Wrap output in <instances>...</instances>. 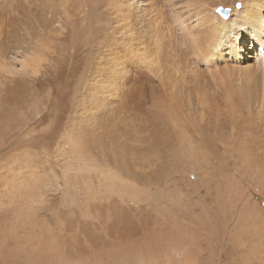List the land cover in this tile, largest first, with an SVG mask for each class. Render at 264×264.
Here are the masks:
<instances>
[{
    "label": "rangeland",
    "instance_id": "rangeland-1",
    "mask_svg": "<svg viewBox=\"0 0 264 264\" xmlns=\"http://www.w3.org/2000/svg\"><path fill=\"white\" fill-rule=\"evenodd\" d=\"M1 1L0 264H264L261 69L240 65L209 80L190 50L176 62L164 56L171 47L159 0L156 54L166 79L138 59L118 92L113 69H100L110 51L128 46L115 42L111 0H49L45 9L44 0H27L29 13ZM182 1L186 14L234 8L233 0ZM54 6L79 14L46 33ZM147 21L143 32L152 34ZM105 93L113 113L100 102ZM200 126L213 131L199 136ZM170 130L171 140L156 138Z\"/></svg>",
    "mask_w": 264,
    "mask_h": 264
},
{
    "label": "bare ground",
    "instance_id": "bare-ground-1",
    "mask_svg": "<svg viewBox=\"0 0 264 264\" xmlns=\"http://www.w3.org/2000/svg\"><path fill=\"white\" fill-rule=\"evenodd\" d=\"M111 1L113 2L112 5L115 7V10H116L115 17L114 16L112 17L114 20L111 21L113 25L114 24L116 25L114 27L115 42H118L122 47L124 46V44L126 42L128 44V46H127V48L123 47L124 49H121L117 52L116 51L114 52L113 50L110 51V53L112 55L114 53H116V54H114L115 56H111V62L110 63L101 62L100 69L102 68V65H104V67H103L104 69H105V67H108L109 69H113V71H110V73H111L112 77L116 80V84H118V86H116V89L118 90V92H121L122 83H123V82H119V81L120 80L123 81L124 79L127 78L128 71L131 68H133L132 64H138L137 68L140 67V65L137 61L138 59L140 61L144 60L145 62H147L149 65L144 64V66H146V68H148V66H149V69L154 70L153 73H155V74L157 73L159 75L158 79H161V81L165 80L166 74H164L163 69H162V67H163L162 63L160 61H158V54H156V51H158L160 49V47H159L160 36L155 31L156 24L159 21H161V18L159 17L158 11L156 9L157 5L160 4V1L159 0H120L119 2H116V0H111ZM162 1H163L162 7L164 6V10H163V19H164V24H165L164 34H165L166 41L168 40L167 41L168 47H171L170 49H167V47H166L164 56H167L170 53L171 58H173V62H176L177 60L178 61L182 60V58H181L182 50H184V52L186 49L190 50L192 58L199 62L198 67H200V65L203 67L205 66L204 67L205 69H203L204 72H205V70H209V72H210L208 75L209 80H210V78L212 80H214V79L217 80L219 77H221L222 79H225L229 72H232L234 70V68H238L240 65L241 66L243 65V68L245 70H248V67H251L252 65H256V67L257 68L259 67L261 69V71L264 73V67L261 66V63L263 64L264 60L262 59V56L257 51L261 46L264 47V0H233L232 6H234V8L232 10L230 18H227V19H225L223 16L221 17L218 15H215L213 10L209 9L208 7L201 9L196 14H194L195 12H193L191 14H186L183 10V6H182L183 1L182 0H162ZM240 1H241L242 5L241 6L236 5ZM26 2H27V0H24V1L23 0H16V4H18V8H21L23 11L26 10L27 13L33 12L34 9L24 7L26 5ZM133 2L135 3L134 6H133ZM136 2H137V4H136ZM222 2L228 3L227 0H223ZM82 3L86 4V2H83V1H82ZM30 4H33L32 0L29 1V5ZM35 4H37V3H35ZM124 4H127L129 7H132L131 10L127 9L128 10V12H127V10L124 9V7H123ZM72 5H75V4H72ZM50 6H51L50 1L44 0V9L48 8ZM140 7H141V9H140ZM93 8H94V4H90V5L88 4L87 9H89V10L87 12H91ZM175 9H178V11H175ZM64 10H65V14H62V11L57 10V7L54 6L53 8H51L47 12V14H46L47 20L43 24V28L48 26V25L50 26V28H48L45 31L46 33H49L52 29L51 27L55 26L60 21L64 20L66 18V16L68 17V19L66 22H64L63 25H64V27L67 25H70L72 23V21L75 19L74 15L77 16L79 14V13H76L75 11H74L75 13H73V9H68V10L64 9ZM82 11H84V10H82ZM86 14L87 13H83V15L81 17V19H83L82 22H84L85 20L88 21L87 18H89V17H87ZM94 17H95V20H93L90 23V25H95V26L97 25V27L100 26V25H98V19H99L98 15H94L93 18ZM148 18H150L152 21V32H154L152 34L151 33H145L144 34L143 29H142L143 26L149 27V23L147 21ZM11 20H14L12 16H11ZM14 22H16V20H14ZM17 23L19 24L20 20H18ZM86 27H87V25H86ZM108 29L109 28H107L106 30H108ZM136 33H139L140 36L137 37ZM118 34H120L121 37H119ZM126 36H128V38ZM49 38H51V37L49 36ZM169 40H170V42H169ZM174 42H176L177 44H174ZM109 44H111V43H109ZM111 46L113 47L114 45L111 44ZM180 48H183V49L180 50ZM19 50H16V51H19ZM172 50L174 52H172ZM214 57H217L216 63H214V60H213ZM255 58H257L259 62ZM174 59L176 61H174ZM168 62L166 64H168ZM193 63H194V61L188 62L187 66L189 64H193ZM225 63H229V64L225 66ZM177 65H178V63H177ZM220 65H224L225 70L227 68H229V69L226 71H223L222 69H220ZM188 67L190 69H193L194 65H191ZM194 72L197 73V71H194ZM99 73H100V71H99ZM140 73H142V72H138V74H140ZM223 74H226L225 78H224ZM176 76H177L176 72L171 71L170 78H168L166 80L167 83L165 81V84H167L169 92H172V90H174V85H175L174 79ZM199 77H203L206 80L208 79L207 76L205 75V73H202L201 75H199ZM229 79H230V77H229ZM111 82H114V81H111ZM187 82L189 83V81H187ZM231 83H229V84H231ZM108 84L109 83H107L105 85L106 90L109 88ZM165 84H164V86H165ZM101 88H102V86L100 85V89ZM229 89H230V87H229ZM180 91L184 92L185 89L180 88ZM196 91H197V89H196ZM229 91H232V88ZM108 93L114 94V91L108 92ZM256 93L257 92L255 91L254 95H256ZM228 94L229 93H225V96H229ZM263 98H264V96H263ZM167 99L169 100V98H167ZM168 100L164 99V100H161V102L163 105H166V107H167V104L169 102ZM257 100L261 101L263 99L261 98V100H260L258 98ZM263 101H261L262 104H264ZM100 102H103L104 106L107 108V111L109 113H113L114 109L111 108L110 105L107 106V93H105L103 96H100ZM263 107H264V105H263ZM179 108H181L180 110H182L181 106H177V107H174V109L173 108L172 109L174 111H179ZM167 109H168V107L166 108V110ZM107 111L103 112V113L106 112L105 113L106 115L104 114L105 117H108ZM218 111L220 113L222 112L220 107H219V109L217 108L215 112H218ZM120 112H122V111H117L118 115L120 114ZM161 115H162V118H161L162 120L168 121V115L167 114H166L165 119L163 118L164 117L163 115H165L163 111H161V112L159 111V117ZM219 116H220V114H219ZM116 117H117V115H116ZM123 117H125V116H123ZM200 117H201L200 119H204V116H200ZM172 118L175 119L174 116H172ZM177 118L180 119L178 116H176V119ZM193 120L196 121L197 119H193ZM168 123H169V121H168ZM170 124H171V122L169 123V127H170ZM181 125L183 126V123L180 124V126ZM203 126L205 127V125H203ZM206 127L209 130L205 128V130L203 131L201 129V126H200L199 127L200 132H195V133L197 135L199 134V136H200V135H207L211 131H213L212 126H206ZM159 133H160V131H159ZM171 135L172 134H171V130H170L169 133L161 132V134L158 135L160 137L156 136V138H158V139L168 138L169 140H171ZM210 135H212V134H210ZM142 137H143V135H142ZM120 166H122V165H120ZM122 169H123V166H122ZM128 170H130V169H128ZM125 171H126V169H125Z\"/></svg>",
    "mask_w": 264,
    "mask_h": 264
},
{
    "label": "water",
    "instance_id": "water-1",
    "mask_svg": "<svg viewBox=\"0 0 264 264\" xmlns=\"http://www.w3.org/2000/svg\"><path fill=\"white\" fill-rule=\"evenodd\" d=\"M219 12L225 17H227L228 14H229V10L228 9H223L222 7H220Z\"/></svg>",
    "mask_w": 264,
    "mask_h": 264
},
{
    "label": "snow or ice",
    "instance_id": "snow-or-ice-1",
    "mask_svg": "<svg viewBox=\"0 0 264 264\" xmlns=\"http://www.w3.org/2000/svg\"><path fill=\"white\" fill-rule=\"evenodd\" d=\"M219 10V9H218Z\"/></svg>",
    "mask_w": 264,
    "mask_h": 264
}]
</instances>
